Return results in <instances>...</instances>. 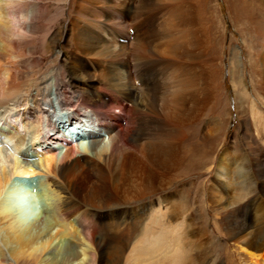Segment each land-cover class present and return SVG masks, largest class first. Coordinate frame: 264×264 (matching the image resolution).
<instances>
[{"label": "bare ground", "instance_id": "bare-ground-1", "mask_svg": "<svg viewBox=\"0 0 264 264\" xmlns=\"http://www.w3.org/2000/svg\"><path fill=\"white\" fill-rule=\"evenodd\" d=\"M237 1L239 9L233 4L229 17L235 21L241 15L255 31L253 40L264 38V9L255 0ZM54 6L64 12L78 7L75 11L83 20L65 23L68 50L53 51L51 60L55 65L60 56L61 64L25 83L21 68L33 62L28 58L44 26L39 25L43 5L38 0H0V264H264V202L259 193L264 181L257 183L258 194L248 199L253 209L242 212L243 219L237 210L247 205L234 208L216 196L219 226L210 228L209 235L222 238L220 259L199 256L209 230H193L186 218L175 222L174 196L156 198L166 191L162 183H148L146 194L138 189L128 199L122 194L121 178L132 159L138 160L137 171L143 174L150 175L158 165L162 172L178 166L180 174L189 175L201 172V161L212 154L207 193L213 209L215 187L231 186L229 164L239 160L228 153L213 155L216 140L208 144V154L201 141L184 145L188 137L182 127L191 115H199L208 99L203 73L187 50L188 38L151 30L145 35L138 26L134 34L127 33L123 24L131 5H123V11L101 9L117 29L100 23L99 30L92 24L93 0H61ZM43 46L49 53L48 44ZM254 51L264 83V46ZM46 55H37V61L42 63ZM244 90L242 84L240 95L246 99ZM250 113L256 129L264 130V115L252 103ZM205 130L210 135L218 132V121H208ZM261 157L264 154L253 156L237 169L254 177L256 168L264 170ZM34 174L42 177L36 192L40 212L30 221L15 203L29 188L16 187L11 178ZM118 200L138 204L119 207ZM107 218L111 223H104Z\"/></svg>", "mask_w": 264, "mask_h": 264}, {"label": "rangeland", "instance_id": "rangeland-1", "mask_svg": "<svg viewBox=\"0 0 264 264\" xmlns=\"http://www.w3.org/2000/svg\"><path fill=\"white\" fill-rule=\"evenodd\" d=\"M38 1L43 5L41 8L42 12L40 13V17L43 20L41 19L39 21V25L44 26L40 29L42 33L39 31L40 36H36L37 41L35 53L30 56L31 58H28V60L33 62H31V65L21 68L22 72H24L22 76V82L25 83H29L32 79L36 80L37 78L43 76L46 74L48 68H52L55 65L59 66L61 64L60 61H62V59L60 56L56 57L58 60L55 61V65L52 64L51 60L53 51H57L60 48V50L63 49V52L68 50L70 35L69 32L66 31L65 23L68 21L72 22V20L75 21V19H79L78 21L83 20L80 14L76 13V11H78V7L75 9L76 11L71 9L64 12L62 9L54 6V3L61 0ZM233 4H235L239 9V1L237 0H234V2L231 3L229 0H93L92 8L94 9H92L93 12L91 16L94 20H92V24L95 22L93 25L96 28L95 30H99L98 28H101V26L98 27L100 23L101 25H106L108 28L112 27L117 29L116 26L113 25V20H110L109 22L107 19H105L101 9H106V7L109 6L112 7V10L120 9L119 11H123V5H131L133 7L136 5L134 8H129V12L131 14L129 12L127 13V18L125 20L126 22L123 24L125 27L124 31L127 33L131 35L134 34L132 29H134V26H138L139 29H141L140 31L145 35L146 31L150 32L151 30L154 33L169 32L168 34L174 36L182 35L188 38L189 46L187 47V50L190 52L192 51L193 57H191V62L197 66L196 68H200L203 73L205 79V92H207L206 95L208 99L205 103H203V107L201 108L199 115H191L188 119V124L182 127V130L187 133L186 135L188 137L186 138L184 145L186 146L185 148H187V145H194V142L198 143L201 141L200 143L202 145L200 143L196 145L200 144L201 147H205L204 150L208 154V146L211 142H215L216 140L219 145L215 149L216 151L213 152V155H216L218 152L219 154L228 153V155L232 158L239 160L237 162L232 161L229 164V168L227 165L231 178L229 181L231 186L230 188L228 186H223V190L220 189V187H215L214 192L217 193V195H212L214 196L212 198L214 207L213 209L210 201L208 200V193L210 191V189H208V185L212 180L211 171H213V164H209V161H211L210 158H212V154H210V157L209 155L204 157V159L208 158V161L207 159L205 161L203 159L204 163L201 161V164L205 165H202L201 168L203 172L200 170L201 172L196 174V172L193 173L191 171L189 175L180 174V168L178 166H171L165 172H162L158 165H155L152 168V173L150 175L148 173L143 174L137 171L136 162L138 160L135 161V159H132L129 168H127L128 170L126 169L127 172H123L121 178L123 183L121 191L122 194L128 199L135 195V192H137L138 189L139 191L143 190L144 192V186L148 183H151L154 186L162 183L163 187H165L163 189L166 191H162L164 193L157 195L156 198L160 197V195L162 196L168 193L174 196V208L176 212H173V215L176 216L175 219H178L175 222H181L180 220H182V218H186L189 219L187 220L186 224L188 226L190 225L193 230L195 229L198 231L206 228L209 230V233L206 232L205 235V237L209 239L207 242L208 244L206 243L202 247L201 251L199 252V256L210 255L215 259H220L223 257L222 250L224 248L223 244L220 242L222 239L221 237H218L217 234L209 235L210 228L213 229L216 224L219 226V216L217 214L218 211L215 210L217 199L219 197L222 198L226 205H231L234 208L238 207L240 204L247 205L248 199L258 194L257 183L260 182V180L264 181V170L261 172V170L259 171L256 168L255 171L257 176L254 175V177L252 176L249 178L248 170V176H246V170L243 168L241 170L237 169L238 165H242V167L247 165V161L252 159L253 156H262L264 154V130H261L260 127L258 130L256 129L250 113V103H252L264 115V83L261 81V75L259 72L260 63L258 62L260 61H258V58L256 59L258 56L253 54L255 52L254 50H256V47L258 49L259 46L260 49L262 46H264V38L260 37V39L257 38L256 40H253L255 37L253 32L255 31L252 32V29L250 28L251 26L247 23L246 18L242 17L241 15L240 17L237 15L236 19L234 18L236 21L235 22L229 17L228 12L234 9L232 7ZM255 4L264 9V0H255ZM132 10L134 11L132 12ZM170 12L173 13V15ZM164 21L165 23L169 22L168 26L171 25L169 30L166 29L165 23H163ZM178 21L180 22L179 24H177ZM162 23L164 26L163 29ZM173 23L176 26L173 25ZM254 29L255 28H253V30ZM44 33L47 35L45 39H43ZM41 37L43 40L41 39L39 41ZM119 43L123 44L122 39ZM44 44H48L47 50H49V53L44 48ZM131 45L132 43L129 42L127 49H131ZM44 51L47 52V59L42 61V63L38 62L36 59L38 58L37 55L40 56L41 54L45 53ZM150 53V55H155V53H152L151 51ZM43 64L44 66H42ZM242 84H244V91L247 97L246 99L240 95L242 92ZM115 112L119 114L121 118L124 116L122 113H119L118 110ZM211 120H217L219 126V131L212 135L208 134L205 130L207 122ZM125 126L126 123H123L122 127ZM190 131L192 133L195 131V136H191L190 134L192 133H190ZM207 141L209 142L207 143ZM173 148V150L176 152L177 148ZM223 149H225L226 152H224ZM60 151L61 149L57 150L58 153ZM260 160L264 166V157H261ZM8 163L9 162L7 158H3V164L6 168H9ZM207 167H210V170H207ZM258 174H260L259 177ZM41 178L42 177L40 174H34L31 177L26 178L13 175L11 178V181H13V184L16 187H26L27 189L29 188V191L27 190L26 192H31L30 194L25 192L27 197L24 196L25 193H23V195L19 194L15 201L16 205L20 206L21 208L23 218L25 217L30 221L36 214L40 212V205L36 199V194L40 189V180L42 182ZM251 181L256 182L255 185H252ZM246 183H248V185ZM224 190H226L228 194L224 193ZM259 193L260 200L264 202V187L261 188ZM216 196H218V198ZM146 199L148 198L146 197L143 200L146 201ZM129 201L130 200L121 202L118 200L116 205L122 207V204L130 203L129 205L132 206H136L138 204L136 203V200H131L132 202ZM165 203L166 202L164 201V205ZM142 209L143 207L140 206L137 211L142 212ZM252 209L253 208L251 205H247L245 209L240 208L237 210V214L243 219L242 212L244 214H248ZM244 220L249 222L247 216H244ZM108 222L111 223L109 218L104 221L105 224H109Z\"/></svg>", "mask_w": 264, "mask_h": 264}]
</instances>
